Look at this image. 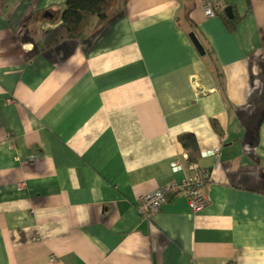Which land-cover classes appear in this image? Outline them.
I'll return each mask as SVG.
<instances>
[{"label":"crops","instance_id":"obj_1","mask_svg":"<svg viewBox=\"0 0 264 264\" xmlns=\"http://www.w3.org/2000/svg\"><path fill=\"white\" fill-rule=\"evenodd\" d=\"M67 1L0 0V264H264V0H226L234 32L203 0H127L53 44ZM184 135L211 202L144 218L196 175Z\"/></svg>","mask_w":264,"mask_h":264},{"label":"trees","instance_id":"obj_2","mask_svg":"<svg viewBox=\"0 0 264 264\" xmlns=\"http://www.w3.org/2000/svg\"><path fill=\"white\" fill-rule=\"evenodd\" d=\"M126 5L127 0H68L61 17L63 27L52 43L55 44L68 39H81L88 32L93 21H96L95 30H97L112 20L118 13L124 11ZM221 16L230 32H234L240 20L231 19L226 13H222ZM212 69L215 74L220 76L216 63L212 65ZM213 122L216 131H218L219 134H223V130L220 128L219 124L215 120ZM179 141L188 154L187 161L189 166L197 165V172L200 175H202L204 171H209L211 174L210 169L200 168L199 163L202 156L195 136L184 135L180 137ZM208 154L211 156L216 155L214 153ZM174 195L176 194H171L170 197Z\"/></svg>","mask_w":264,"mask_h":264},{"label":"built area","instance_id":"obj_3","mask_svg":"<svg viewBox=\"0 0 264 264\" xmlns=\"http://www.w3.org/2000/svg\"><path fill=\"white\" fill-rule=\"evenodd\" d=\"M226 0H203V8L206 17L214 18L225 13L227 6ZM219 151L217 149L214 154ZM176 171H181L182 167L179 164H175L173 167ZM190 169L196 174L191 179L184 180L182 183L173 185L171 190H163L162 188L152 193L144 195L140 199L139 211L142 217L150 218L157 213L164 204H166L173 193H183L187 200L190 209L195 212L203 211L208 203L211 202L209 194H203L201 187L206 180L211 178L209 171H204L202 175L198 174V166L191 165ZM54 261V258H52Z\"/></svg>","mask_w":264,"mask_h":264},{"label":"water","instance_id":"obj_4","mask_svg":"<svg viewBox=\"0 0 264 264\" xmlns=\"http://www.w3.org/2000/svg\"><path fill=\"white\" fill-rule=\"evenodd\" d=\"M225 13L227 14V16L229 18H233L234 17V13H233V7L232 6H228L225 10ZM191 41L193 42L194 46L196 47V49L198 50V52L204 56L206 54V50L204 48V46L202 45V43L200 42V40L198 39L196 33L192 32L189 35Z\"/></svg>","mask_w":264,"mask_h":264},{"label":"bare ground","instance_id":"obj_5","mask_svg":"<svg viewBox=\"0 0 264 264\" xmlns=\"http://www.w3.org/2000/svg\"><path fill=\"white\" fill-rule=\"evenodd\" d=\"M191 166V165H190ZM190 166H189V168H190ZM190 171H192V170H190ZM193 172V171H192ZM211 174H212V171H211ZM185 180H187V179H185ZM208 180H206L205 181V183L207 182ZM205 183H203V185L205 184ZM203 185H202V187H203ZM202 187H201V192H202ZM173 188V185H170V186H166V187H162V189L163 190H171ZM203 193V192H202ZM173 194H176V193H173ZM179 194V193H178ZM203 194H206V193H203ZM209 204V203H208ZM208 206V205H207Z\"/></svg>","mask_w":264,"mask_h":264}]
</instances>
